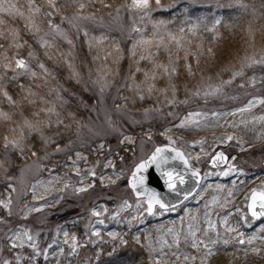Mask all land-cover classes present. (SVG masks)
Instances as JSON below:
<instances>
[{
	"label": "rangeland",
	"instance_id": "rangeland-1",
	"mask_svg": "<svg viewBox=\"0 0 264 264\" xmlns=\"http://www.w3.org/2000/svg\"><path fill=\"white\" fill-rule=\"evenodd\" d=\"M11 2L27 15L26 0ZM129 3L131 0H56L57 10L46 5L43 9L53 11L51 17H37L40 31L34 34L26 29L23 18L0 13V19L6 21L0 31L15 28L19 32L18 40L0 37V88L15 101L10 103L0 92V264L4 260L17 264V256L31 258L34 250L29 245L33 242L40 253L34 258L42 257L48 264H80L77 254L85 261L98 248L113 243L131 249L142 246L147 250L146 264H186L184 254L197 257L191 264H200L204 246L198 251L191 247L190 239L184 242L190 226L199 229L197 239L209 243L215 253L208 257V264H264V217L254 219L246 211L252 190L264 191V120L260 119L264 104L257 102L264 100V64L247 66L248 57L257 61L264 57V0H161L164 8L148 15L130 10ZM170 4L174 6L167 7ZM246 4L250 6L246 8ZM177 5L181 8L175 9ZM152 7H156L154 0ZM222 8L248 11L245 27L238 28L240 36L233 43H227L224 31L217 29ZM170 10L171 19L156 15ZM49 19L59 33L49 27ZM170 34L180 41L179 46ZM24 35L32 38L29 44ZM16 43L23 47L16 48ZM134 45L135 57L131 54ZM149 53L159 64H168L169 58L174 61L177 74L171 83L176 86L175 95L162 69L156 70L155 81H149L156 88L148 93L143 72L135 71L134 61ZM14 57L25 59L40 78L19 69L12 71ZM117 57L119 61L114 62ZM8 62L11 68L6 69ZM40 63L50 72L47 83ZM185 64L191 65V75ZM139 67L151 70L153 65L141 60ZM234 72L242 74L233 79ZM101 75L110 82L103 92ZM9 84L13 94L7 90ZM129 84L133 87L124 86ZM162 88L167 90L160 92ZM42 108H54L59 116L41 112ZM243 108L248 110L240 111ZM189 113H199L193 117L199 123L180 127ZM26 119L39 131L27 128ZM58 119L62 123L57 124ZM125 136L131 142L121 143ZM227 136L233 139L228 141ZM5 137L16 140L19 147L9 144L6 148ZM169 144L188 149L183 152L201 174V183L177 207L156 209L148 216L143 200L135 199L129 189L127 178L132 167L156 146ZM217 151L226 154L227 164L213 170L209 162ZM13 155L27 157L13 167ZM109 161L111 165L106 167ZM89 184L92 187L87 191H77ZM94 211L99 215H93ZM209 221L215 230L205 236ZM25 231L33 241L25 237L24 248H12L13 242L19 243L15 234ZM177 233L179 248L172 243ZM210 240L217 243L211 245ZM254 248L260 249L259 254ZM174 253L180 255V261Z\"/></svg>",
	"mask_w": 264,
	"mask_h": 264
},
{
	"label": "snow or ice",
	"instance_id": "snow-or-ice-1",
	"mask_svg": "<svg viewBox=\"0 0 264 264\" xmlns=\"http://www.w3.org/2000/svg\"><path fill=\"white\" fill-rule=\"evenodd\" d=\"M155 2V5L156 7L153 8L152 7V0H131V3L127 4L126 6L130 9V10H133V11H136V12H142L144 15H148L151 11H154V10H160L162 8H164V6L161 4V0H154ZM101 3H103V0H101ZM26 4H27V15H25V12L21 10V7L18 6V4L16 3H12L11 0H0V13H4V14H7L8 16L12 17L13 19H15L17 16L20 17V18H23L25 21H26V29L30 32V33H38L40 31V26L39 24L37 23V17L38 16H45V17H51L53 15V11L57 10L56 9V0H43V3H40L38 2V0H26ZM45 5L47 6V8L49 9H52L53 11H43V9L45 8ZM105 7H108L107 4L104 5ZM174 4H170L168 5L167 7H173ZM79 7L81 9H83L85 7V5L83 3H81L79 5ZM166 10V9H165ZM117 11H119V9H117ZM85 19H93V17H84ZM6 23V21L4 19H0V25H4ZM217 23H219V21H217ZM48 24H49V27L52 28V30L54 32H57L59 33V27L57 25H54L51 20L49 19L48 21ZM135 31H138V29H134ZM181 32H183V29H181ZM8 36H12V38L14 40H18L19 39V32L17 29L13 28L11 29L9 32L5 33L4 31H0V37H3V38H7ZM43 40V38H41ZM170 39L171 40H175L176 41V44L177 46H179L180 44V41L177 40V38L175 36H172L170 34ZM70 44L72 43V41H68ZM26 43V42H25ZM142 44H150L151 42L150 41H142L141 42ZM43 44L44 45H47L48 47H51L50 44H48L47 41H43ZM43 46V45H42ZM0 47H3V45H0ZM15 47L16 48H21L23 47L22 44L20 43H16L15 44ZM91 47V45H90ZM117 47V51H119V48L118 46ZM135 45L133 46V49H132V56L135 57L137 55L136 51H135ZM166 47V46H165ZM157 48H159V45H157ZM208 52L209 53H212V49L209 48L208 49ZM29 57H32L33 56V53L32 52H29ZM109 55H111L109 53ZM188 57H189V53L186 51L185 52V55H184V59L185 61L188 60ZM98 57H94L93 59H97ZM5 60H8V58L5 56L4 58ZM15 60V68L12 69V71H16L17 69L19 70H22L23 72H27L28 74H30V76L32 78H40L39 74L35 71H32L31 68L29 67L28 63L26 62L25 59L23 58H13ZM120 59V57H117L116 61L114 62H118ZM250 63L247 65L248 67H251L253 64H257V63H260V64H264V57H261L260 60H255L251 57H248L247 58ZM141 60H147L149 61L152 65H153V68L151 70H142L140 67H139V62ZM134 63L137 65L135 71L137 73L139 72H143V76H144V81L143 83H145L147 85V91L149 94H152V92L154 91V89L156 88V85L155 83H150L149 81H155L157 79V69H162L163 70V74L166 75L169 79V85L168 87L171 88L172 92H173V95H175V91H176V86L175 84L171 83L172 81V77L175 76L177 74V67L175 66V63L174 61H172L171 58H169V61H168V64H159V63H156V61L153 59V54L149 53L148 55H145V54H141L139 56V59L138 60H135ZM245 65H242L241 67L243 68ZM4 67L7 69V68H11V62H8V63H5L4 64ZM39 68L43 71L44 73V78H45V83H47V77L50 75V72L48 70V68L43 64V63H40L39 64ZM185 68L187 69L189 75L192 74V69H191V65L189 64H185ZM111 70L109 69V72ZM21 73H17V75H19ZM107 73H105L106 75ZM242 72H234L233 73V79L236 77V76H239L241 75ZM74 75H78L77 73H74ZM129 78H133V74L130 73L129 74ZM0 79H3V77H0ZM13 80L16 79V76H13L12 77ZM100 80L101 81H104L101 86H100V90L101 92H103L105 90V88H107L110 84L109 81L105 80V77L104 75H101L100 76ZM226 83H231V81H226ZM39 87V85H37ZM125 87H133V85L129 84V85H124ZM23 87V86H21ZM135 88L139 89L140 88V85L139 84H135L134 85ZM167 89H159L160 92H164L166 91ZM220 89H214V91H219ZM52 91H55L54 89ZM0 92H2V94L4 95L5 98H7V100L10 102V103H15V101H13L12 97L8 94V92L6 90H4L3 88H0ZM29 94L30 95H33L35 96L36 93H33L29 90ZM198 94V93H197ZM141 100H143L145 97L143 95H141L139 97ZM57 99L58 100H61V97L59 95V93H57ZM41 100H43V98H41ZM30 103H34V101H29ZM174 101L172 100H168L167 103L171 104L173 103ZM258 103H261V104H264V100H260V101H257ZM62 103H67L66 101H62ZM252 106V102L250 101L249 102V106L248 107H251ZM248 108H243V109H240V111H247ZM41 112H48V113H52V114H55L57 116H59V113L55 112V109L54 108H47V109H40ZM145 114H147V110L145 112ZM5 119L8 118L7 114L4 113L3 114ZM34 115H37V113H34ZM200 114L199 113H189L188 117L185 118V120H183L181 122V124L179 125L180 127H183L185 126L186 124L188 123H199L198 121H195L193 119V117L195 116H199ZM215 115V114H214ZM260 119L264 120V117H261ZM62 123L61 120H57V124H60ZM24 124L27 128H29L30 130L32 131H39V128L32 124L30 121H28L27 119L24 121ZM226 139L228 141H231L233 139L232 136H227ZM5 147L7 148V146L9 144H11L13 147H19V144L16 140H11L9 141L7 139V137H5ZM124 141H128V142H131V138L128 137V136H125L124 137V140L121 141V143H124ZM45 142H50L47 138L45 139ZM198 143H203V141H199ZM22 151V149H21ZM57 151H62V149H60L59 147H57ZM168 151H174L175 152V155L171 157L172 160H176V159H179L181 161H183V163L185 164V166H187V163L188 161L184 158V155L182 152L176 150V149H167V148H156L155 152L152 154V156L146 160V161H143L141 162L140 164H138L135 168V170L133 171L132 173V178L129 180V185L133 188V190L135 191L138 187H143L144 185V177L139 175V173H141L142 171L146 170L147 167L149 166V164H152L154 163L157 167V170H161V166L162 164H167L168 163V160H169V157L165 156L164 153L165 152H168ZM33 155H35L36 153L33 152L32 153ZM77 157L79 158L80 157V153H77L76 154ZM216 160H223L225 159L223 153H217L216 157L214 158ZM111 165V161L108 162V165H105L106 167L107 166H110ZM192 176H196L197 175V172H192L191 173ZM92 175H95V173L93 172ZM161 175L163 177H165V184L167 185L168 189L171 191V190H175V187H176V181L178 180L181 184L184 183V177L182 175H179V174H175L174 175V172L173 171H168V170H161ZM224 175H228V173H224ZM118 178V177H117ZM113 183L115 181H112ZM92 187L91 184L87 185L86 187H81V188H78L77 191L78 192H85L87 191L88 188ZM144 193L147 194V212L149 215H152L154 214L153 212V209H154V206L155 205H159V207L161 209H165V210H171L168 208V206L163 203L158 194L147 189V188H144L143 189ZM187 198V196L185 197ZM251 201L252 203L249 204V211L251 212V215L254 219H259L261 217H264V191H261V192H257L256 189H253L252 190V193H251ZM0 203H3L2 201H0ZM3 206L5 208H7V204L4 203ZM259 208V211H257L256 209ZM35 211H39V209H34ZM93 215H99V213L97 212H93L92 213ZM102 223V221H101ZM199 229L198 228H192V226H190V230L189 232L187 233V235L185 236L184 238V242L187 244L189 239L191 240V247L194 248V249H197L199 251L200 249V246L203 245L204 248L206 249L205 253H204V256L200 259V264H208V257H211L213 255H215V253L213 252L212 248L209 246V243H205L204 240L202 239H197V231ZM209 230H215V224H213L211 221L208 222V229H205L204 230V235L207 236L208 235V232ZM233 229H228V231H232ZM11 231V230H10ZM169 231L171 232V229H169ZM94 235H98V233L94 232L93 233ZM65 235L67 236V233H65ZM110 235H113V234H110ZM27 238V241L29 242H32L33 241V237L31 235H29V233L27 231L23 232L22 234L21 233H16L15 236H14V240L16 241H19V243H16V242H13L11 244V247L12 248H24L25 247V240L24 238ZM72 241H73V244H72V251L75 252L76 251V238L73 236L72 237ZM67 243V241H65ZM252 240L249 239L248 243H251ZM172 243L174 245L177 246V248H179V244H180V236H179V233L175 234L173 236V241ZM217 243L216 240H210V244L211 245H215ZM240 243H244L243 240L240 241ZM224 244H228V241L225 240L224 241ZM33 250H34V253L32 255L31 258H34L35 255H39L40 253L39 252H36L35 249H36V245L35 243H31L29 245ZM169 247H171V245H169ZM252 251L254 253H257L259 254L260 252V249H252ZM174 255H176V260L177 261H180V255H177L174 253ZM197 259L196 256H189L187 254H184L183 255V262H186V264H191V262L195 261ZM20 260H21V257L20 256H17L16 257V262L17 264H20ZM2 264H10V262L8 260H4L2 261ZM173 264H175V262H173Z\"/></svg>",
	"mask_w": 264,
	"mask_h": 264
},
{
	"label": "trees",
	"instance_id": "trees-1",
	"mask_svg": "<svg viewBox=\"0 0 264 264\" xmlns=\"http://www.w3.org/2000/svg\"><path fill=\"white\" fill-rule=\"evenodd\" d=\"M244 1H250V0H244ZM256 2H263V0H254ZM260 4V3H258ZM250 4H246V8L249 7ZM181 8L178 5L175 7V9ZM189 11H191L193 8H187ZM220 15V23L217 29H221L224 31L223 39L227 43H233L235 41H238V37L240 34H238V28L241 30L245 27V21H246V14L247 9L238 11V10H227L225 8L221 9ZM159 18L162 19H171L170 15H172V11L170 10L167 14H165V11L158 12L156 14ZM25 32V31H23ZM26 42L29 44V41L32 40L31 37H26ZM4 40L1 42L3 43ZM7 90L9 93L13 94V87L11 84L7 87ZM16 95V94H15ZM201 132V131H199ZM180 147L185 148L183 145L178 144ZM29 155V154H28ZM14 157V164L13 167H16L18 164H21L22 160L25 162L24 156H15ZM18 169V168H17ZM16 169V170H17ZM131 240V239H130ZM127 242V241H126ZM132 243H134L132 241ZM125 244V243H124ZM128 245L131 243L128 242ZM136 244V243H135ZM147 251H145L142 246L136 245L135 248L131 249L126 246L121 245V243L117 245H111L106 244L101 249L98 248L95 252H93L91 257H88L87 260L82 261L80 264H121L124 262H128V264H146V258H147ZM73 260H71L72 262ZM20 264H45L42 262H39L37 260L22 258L20 260Z\"/></svg>",
	"mask_w": 264,
	"mask_h": 264
},
{
	"label": "water",
	"instance_id": "water-1",
	"mask_svg": "<svg viewBox=\"0 0 264 264\" xmlns=\"http://www.w3.org/2000/svg\"><path fill=\"white\" fill-rule=\"evenodd\" d=\"M156 148L176 149L170 145L157 146L154 148V150L148 156V158L143 160V161L148 160L152 156V154L155 152ZM176 150L182 152L179 149H176ZM217 153H220V152H217ZM217 153L210 159L209 165L212 168L223 167L227 162V156L225 154H223L225 157V159H223V160L214 159L216 157ZM164 155L169 157V160H168L167 164H162L161 170L173 171L174 175L175 174L182 175L184 177V183L181 184L177 180L175 190L170 191L164 182L165 177H163L161 175V170H157L156 165L154 163H152V164H149V166L147 167L146 170L139 173V175L144 177V185H143V187H138L134 191L133 188L129 185V180L132 178V173L135 170L136 166L138 164H140L141 162H143V161H140L139 163H137L133 167V170H132L131 174L129 175L128 186L132 190V192L136 198H142V197L145 198L146 206H147V203H146L147 194L144 193V191H143L144 188H147V189L157 193L160 200L163 203H165L168 206V208H170V207H173V206L180 204L183 200L186 199L185 198L186 196L188 198L191 194H193L194 191L197 189L198 184L200 182L199 173L196 170L192 169L188 163H187V166H185L183 161H181L179 159H176V160L171 159V157L175 155L174 151L165 152ZM184 158L186 159L185 156H184ZM194 171L197 172V175L195 177L192 176V174H191ZM251 203H252V201L250 199L249 204H251ZM155 206L159 207V205H155ZM256 210L259 211V209H256ZM153 211H154V209H153ZM248 211H249V207H248ZM249 214L251 215L250 211H249Z\"/></svg>",
	"mask_w": 264,
	"mask_h": 264
},
{
	"label": "bare ground",
	"instance_id": "bare-ground-1",
	"mask_svg": "<svg viewBox=\"0 0 264 264\" xmlns=\"http://www.w3.org/2000/svg\"><path fill=\"white\" fill-rule=\"evenodd\" d=\"M3 43H4V42H3ZM75 257H76L75 259H79V260H80V263H82V260H81L79 254H77ZM35 260H37V261H39V262H42V263H45V264H48V262H45V260H44L42 257H38V258H36Z\"/></svg>",
	"mask_w": 264,
	"mask_h": 264
}]
</instances>
